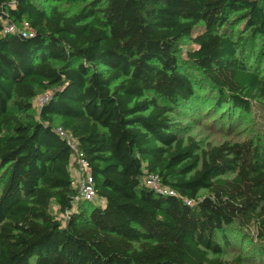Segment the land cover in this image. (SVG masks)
Listing matches in <instances>:
<instances>
[{
    "label": "trees",
    "instance_id": "obj_1",
    "mask_svg": "<svg viewBox=\"0 0 264 264\" xmlns=\"http://www.w3.org/2000/svg\"><path fill=\"white\" fill-rule=\"evenodd\" d=\"M72 1L0 0V264H246L227 253L264 244V147L202 148L174 115L264 110V0Z\"/></svg>",
    "mask_w": 264,
    "mask_h": 264
},
{
    "label": "rangeland",
    "instance_id": "obj_2",
    "mask_svg": "<svg viewBox=\"0 0 264 264\" xmlns=\"http://www.w3.org/2000/svg\"><path fill=\"white\" fill-rule=\"evenodd\" d=\"M35 2L41 9L59 6L61 9L71 12L78 10L82 6L79 1L74 2L72 0H63L61 2L35 0ZM234 29L235 35L246 31L245 27L240 24L235 25ZM243 35H248V32L243 33ZM261 38L257 42H260ZM194 47L195 45L192 42L184 40L181 43L180 50L185 55L187 50ZM250 62L253 65L256 63L258 67L261 65L259 72L264 74L261 58H252ZM35 107L39 110L40 99L36 101ZM182 114L177 113L174 115V118L182 124V132L192 136L202 148L209 144H220L224 141L240 142L245 140L261 141V145L264 147V134L261 133L262 130L264 131V110L259 106H255L254 111L250 114L239 115L236 118L231 117L230 119L227 111L219 113V111L209 108L192 117ZM71 172L74 176L73 169H71ZM95 201L103 206L104 202L102 200L96 199ZM238 255L248 256L245 261L246 264H264V244H260V242L252 244L249 240L243 243V245H235L230 248L227 258L232 259Z\"/></svg>",
    "mask_w": 264,
    "mask_h": 264
},
{
    "label": "built area",
    "instance_id": "obj_3",
    "mask_svg": "<svg viewBox=\"0 0 264 264\" xmlns=\"http://www.w3.org/2000/svg\"><path fill=\"white\" fill-rule=\"evenodd\" d=\"M21 31L20 27L16 26L13 23H6L5 24V30L4 32H18ZM24 32V35H30L32 36V33H26L27 31H22ZM45 97L40 98V104L44 101ZM70 143L74 149V155L71 159V168L73 169L74 172V184L76 188L79 190V195L89 199V200H94L96 198V191L94 187V180L92 176V170L90 163L86 159L85 155L83 152H81L76 144V142L70 140ZM147 186L158 190L163 193H169V194H174L173 191H170L167 187H165L158 176L156 175H151L148 177L146 181Z\"/></svg>",
    "mask_w": 264,
    "mask_h": 264
},
{
    "label": "crops",
    "instance_id": "obj_4",
    "mask_svg": "<svg viewBox=\"0 0 264 264\" xmlns=\"http://www.w3.org/2000/svg\"><path fill=\"white\" fill-rule=\"evenodd\" d=\"M72 169V168H71Z\"/></svg>",
    "mask_w": 264,
    "mask_h": 264
}]
</instances>
